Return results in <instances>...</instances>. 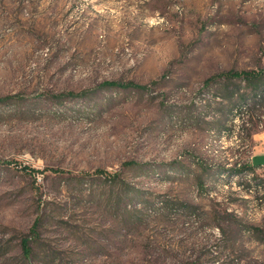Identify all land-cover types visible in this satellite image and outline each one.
Instances as JSON below:
<instances>
[{
	"label": "rangeland",
	"instance_id": "374dc122",
	"mask_svg": "<svg viewBox=\"0 0 264 264\" xmlns=\"http://www.w3.org/2000/svg\"><path fill=\"white\" fill-rule=\"evenodd\" d=\"M259 67L264 0H0V264H264Z\"/></svg>",
	"mask_w": 264,
	"mask_h": 264
},
{
	"label": "trees",
	"instance_id": "16d2710c",
	"mask_svg": "<svg viewBox=\"0 0 264 264\" xmlns=\"http://www.w3.org/2000/svg\"><path fill=\"white\" fill-rule=\"evenodd\" d=\"M223 80L224 85L221 89V93L218 95L222 98L227 100L229 102L231 107H247L250 102H252V105H260L264 104V68H253V69H247V70H228L223 71L221 73H218L216 75H213L209 77L206 82L211 83L213 80ZM237 81H234V80ZM101 86L105 87H135L139 89H143L146 86L137 84L134 82H128V83H122L119 81H104ZM88 94L87 91H83L80 93L75 92H67V93H59L55 94L54 98L57 100H64L66 98H75V97H82L86 96ZM13 98V96H5L0 97V102H6L9 99ZM128 163H134L132 161ZM247 167L253 168V165H247ZM29 168V167H24ZM55 171H58V169H54ZM96 172H103L101 169H98ZM110 176L113 177L114 180L118 179L119 174L114 173L110 174ZM39 220V218H38ZM34 229H32V232ZM34 233H30L29 235L25 236L22 239V245L24 248L25 255L30 256L31 254V248H30V242L32 240V235Z\"/></svg>",
	"mask_w": 264,
	"mask_h": 264
},
{
	"label": "water",
	"instance_id": "95a60500",
	"mask_svg": "<svg viewBox=\"0 0 264 264\" xmlns=\"http://www.w3.org/2000/svg\"><path fill=\"white\" fill-rule=\"evenodd\" d=\"M254 165H262L264 164V154L256 155L253 157Z\"/></svg>",
	"mask_w": 264,
	"mask_h": 264
}]
</instances>
